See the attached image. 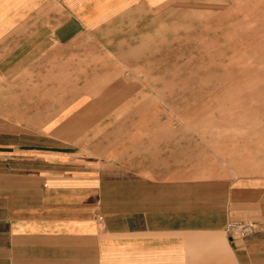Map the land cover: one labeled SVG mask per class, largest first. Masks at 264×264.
<instances>
[{"label":"crops","instance_id":"0c3cea01","mask_svg":"<svg viewBox=\"0 0 264 264\" xmlns=\"http://www.w3.org/2000/svg\"><path fill=\"white\" fill-rule=\"evenodd\" d=\"M219 11L0 0V264H264V158L236 176L189 175L155 127L124 142L122 105L163 102L172 51ZM236 218L254 233L232 238Z\"/></svg>","mask_w":264,"mask_h":264},{"label":"rangeland","instance_id":"374dc122","mask_svg":"<svg viewBox=\"0 0 264 264\" xmlns=\"http://www.w3.org/2000/svg\"><path fill=\"white\" fill-rule=\"evenodd\" d=\"M218 1L220 11L189 38L188 51H172L171 87L155 89L163 102L119 105L124 142L135 127H155L157 144L187 154L189 175L236 176L264 158V0ZM148 112L155 118L134 119Z\"/></svg>","mask_w":264,"mask_h":264},{"label":"built area","instance_id":"2783aa9c","mask_svg":"<svg viewBox=\"0 0 264 264\" xmlns=\"http://www.w3.org/2000/svg\"><path fill=\"white\" fill-rule=\"evenodd\" d=\"M225 230L232 238L234 236L246 237L254 233L256 223L244 218L231 219L228 221Z\"/></svg>","mask_w":264,"mask_h":264}]
</instances>
